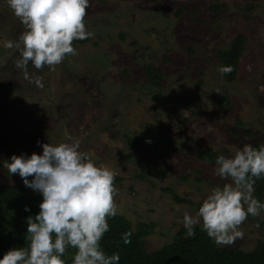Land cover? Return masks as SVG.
Returning <instances> with one entry per match:
<instances>
[{"label":"rangeland","instance_id":"374dc122","mask_svg":"<svg viewBox=\"0 0 264 264\" xmlns=\"http://www.w3.org/2000/svg\"><path fill=\"white\" fill-rule=\"evenodd\" d=\"M251 2V11L237 6ZM91 3L85 22L95 36L74 41L78 55L55 71L29 64L30 73L43 76L40 89L15 67L18 51L2 45L16 40L23 25L0 0V76H7L0 79V182L36 193L3 169V160L41 154L37 140L55 145L70 142L68 136L79 139L81 151L120 178L118 214L133 227L156 223L144 238L151 250L171 241L183 213L194 214L193 204L224 183L213 175L214 162L197 157L198 149L231 157L246 143L264 141V0ZM216 4L223 7L208 9ZM185 5L198 7L200 20L188 11L177 15ZM238 32L246 34L245 48L229 82L217 70L216 51ZM146 64L162 72L160 86L144 77ZM161 187L191 204L175 202ZM240 230L243 239L228 247L251 250L264 239V212L249 215Z\"/></svg>","mask_w":264,"mask_h":264},{"label":"clouds","instance_id":"9594fccd","mask_svg":"<svg viewBox=\"0 0 264 264\" xmlns=\"http://www.w3.org/2000/svg\"><path fill=\"white\" fill-rule=\"evenodd\" d=\"M5 2L23 31L16 40L6 39L2 45L18 51L15 67L37 88H44L43 76L30 73L29 64L38 72L45 67L55 71L67 57L78 55L74 41L95 36L85 22L91 0ZM217 70L224 76L235 68L220 65ZM67 140L70 142L55 145L37 140L41 154H13L3 160V169L11 176L18 175L24 186L42 199L39 211L26 217L27 246L10 248L0 264H66L63 257L69 248L75 249L71 264H119L118 253L108 255L101 247L110 231L108 218L118 214L117 173L97 165L88 152L81 151L79 139L68 136ZM213 175L224 183L209 190L194 214L185 211L182 224L189 238L200 225L216 244L231 246L243 239L240 228L249 215L259 217L264 212V202L254 196L256 182L264 179V144L257 148L246 143L231 157L218 155ZM24 211L31 209L25 206ZM130 235L123 234L126 244Z\"/></svg>","mask_w":264,"mask_h":264},{"label":"trees","instance_id":"16d2710c","mask_svg":"<svg viewBox=\"0 0 264 264\" xmlns=\"http://www.w3.org/2000/svg\"><path fill=\"white\" fill-rule=\"evenodd\" d=\"M243 11H251L254 3L246 6L237 5ZM223 5H210L209 10H219ZM190 12L195 16V20H200L196 13L199 8L194 6H181L176 14ZM246 42V34L238 32L230 39L229 46L225 49L216 51V58L224 66H234L235 71L224 75L226 81L232 82L236 79L239 61L242 57ZM32 67V66H31ZM31 70H34L32 67ZM144 77L155 86L162 84V72L151 64L143 67ZM15 75V72L12 73ZM7 77L2 73L0 79ZM2 83V80H0ZM229 106V99L224 97ZM234 134L238 132L233 131ZM246 135H251L249 130L244 131ZM264 141L253 142L254 147H259ZM223 153L204 149H198L196 155L199 159L214 162L218 155ZM120 178L116 176L115 183ZM164 189L172 195V199L177 203L191 204L189 199L181 197L170 187ZM254 196L261 202H264V179L258 180L255 184ZM39 193H31L22 187L0 182V259L3 254L13 247L27 246L24 239L26 234V217L35 215L38 211V205L41 202ZM200 203H194L193 206L198 210ZM28 206L31 212H25L24 207ZM110 231L107 232L102 241V250L111 255L118 253L120 255L119 264H264V239H257L251 250L241 248H232L228 246H219L215 241L208 237L200 225L195 227V236L187 237L186 229L183 226L176 228L171 241L163 243L161 246L147 249L144 245V238L154 232L155 222H139L135 227L131 222L121 214L108 218ZM131 233L129 243H125L123 234ZM75 249L69 248L63 259L66 264H71L72 254Z\"/></svg>","mask_w":264,"mask_h":264}]
</instances>
